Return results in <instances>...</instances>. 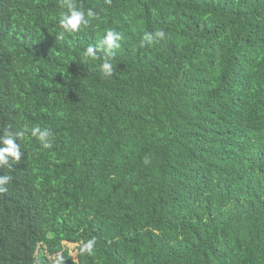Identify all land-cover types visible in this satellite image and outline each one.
<instances>
[{
    "label": "trees",
    "instance_id": "obj_1",
    "mask_svg": "<svg viewBox=\"0 0 264 264\" xmlns=\"http://www.w3.org/2000/svg\"><path fill=\"white\" fill-rule=\"evenodd\" d=\"M9 136L0 264H264V0H0Z\"/></svg>",
    "mask_w": 264,
    "mask_h": 264
},
{
    "label": "clouds",
    "instance_id": "obj_2",
    "mask_svg": "<svg viewBox=\"0 0 264 264\" xmlns=\"http://www.w3.org/2000/svg\"><path fill=\"white\" fill-rule=\"evenodd\" d=\"M68 12L64 14L63 19L61 21V25L65 32L72 33L75 31H78L80 26L82 24L86 25L88 24V20L85 18V13L78 10L74 4L69 2L67 4ZM89 17L93 16L94 13L89 11L87 13ZM165 36V33L163 30H160L155 33V37L163 38ZM149 40L153 39V37L149 36ZM119 40L120 35L114 30H109L105 34L104 38L101 41V47L105 48L108 52V55H114L113 49L119 48ZM96 49L94 47H89L87 49L86 55H95ZM112 68V65L108 62V59L106 57L105 63L103 64V69L106 72H110ZM39 139L44 142L45 147H49L50 144L47 142V139L49 137V132L47 130H41L39 127L35 128L33 130V135H37ZM5 143L8 145V147L0 149V163L6 162V157L3 155V153H14L18 156L17 151V145L15 144V140L9 136V138L5 141ZM8 177H0V183H6ZM92 241H89L85 245V250H90L92 247Z\"/></svg>",
    "mask_w": 264,
    "mask_h": 264
},
{
    "label": "rangeland",
    "instance_id": "obj_3",
    "mask_svg": "<svg viewBox=\"0 0 264 264\" xmlns=\"http://www.w3.org/2000/svg\"><path fill=\"white\" fill-rule=\"evenodd\" d=\"M65 246H67V248L69 249L72 259L75 260L77 255V251H76L77 244L65 243Z\"/></svg>",
    "mask_w": 264,
    "mask_h": 264
}]
</instances>
